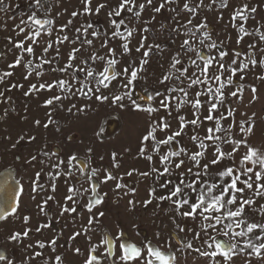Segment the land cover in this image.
<instances>
[{"label": "snow or ice", "instance_id": "1", "mask_svg": "<svg viewBox=\"0 0 264 264\" xmlns=\"http://www.w3.org/2000/svg\"><path fill=\"white\" fill-rule=\"evenodd\" d=\"M262 13L264 0H0V122H27L32 98L46 110L32 128L59 133L60 113L106 106L134 118L136 141L108 163L92 143L21 156L37 135L5 128L0 225L20 227L0 236V264H264V116L248 111L264 87ZM110 192L129 214L151 207L155 243L107 227Z\"/></svg>", "mask_w": 264, "mask_h": 264}, {"label": "rangeland", "instance_id": "2", "mask_svg": "<svg viewBox=\"0 0 264 264\" xmlns=\"http://www.w3.org/2000/svg\"><path fill=\"white\" fill-rule=\"evenodd\" d=\"M78 4V0H65V6L71 11ZM264 15V13H262ZM66 19V17H65ZM210 19H212L210 17ZM227 20V15L225 16ZM213 24L215 23L212 19ZM218 30L222 32V25L217 26ZM223 37V32H222ZM232 45L235 46V36H233ZM17 97L18 110L21 115H23V100L24 98L19 94L14 93ZM261 99L255 104L254 107L248 109L249 113L256 111L258 116H264V87L260 90ZM44 96H41L43 100ZM29 99V119L27 122H22L18 118L14 117L12 120L7 123L0 122V138L5 136V128L11 131L13 136V142L16 138L17 133L23 130H30L33 134L37 135V140L29 145L24 142L18 147L16 153L21 156H27L30 153H34L42 144L47 143L50 147H60L62 151H72L79 149L83 151V147L86 144L92 143L96 149L97 157L99 155L105 156L104 163L109 162V154L113 150L122 151L125 147H131L133 152L136 148V141L134 135L129 134V129L132 127V120L134 118L124 115L123 119H120L122 114L113 111L112 109L107 108L106 106H100L97 111L91 112L87 118H81L80 120L72 119L71 123L65 117V114H59V122L61 125V132L57 133L54 130L53 126H50L48 130L43 129L41 126L38 130L32 128V122L34 119L39 118L44 121L45 109L40 108L38 105L40 101ZM94 107H96L94 105ZM257 136H260L264 132V125H260L257 129ZM71 136L73 139L71 142L66 141V137ZM83 142V143H81ZM6 144L0 142V172H3L6 168L13 166V153L5 154ZM99 164L100 162L97 161ZM131 164L130 160L125 161V168ZM138 166L143 167V164ZM124 169H122L123 171ZM32 174L30 169L26 173H21L25 179V186L27 187V178ZM19 178V175L17 176ZM111 184L109 185V188ZM107 190V189H105ZM144 186H140V191L138 193L137 199L144 198ZM127 199V198H126ZM126 199L120 201L119 204L115 202V197L110 192L109 199L105 205V211L107 213V219L105 221L107 227L113 232L116 231L115 225L117 223L124 229L128 236L135 242H140L141 240H153L155 243L154 233L157 229L164 231L161 221L155 219L151 215V207L147 212L143 209H138L134 213H127L126 208ZM23 207L27 212H31L33 216L32 225L35 226L37 221L42 219L41 217L36 216V210L34 204L29 200L28 196L23 197ZM155 221V222H153ZM133 225H136V230L133 231ZM20 227L19 222L16 225H0V236L3 232L8 229ZM71 231V226L69 227V232ZM68 233H66L67 235ZM49 237L52 233L47 234ZM40 238V237H37ZM81 239V243L87 247V242ZM99 237H94V240H98ZM17 254H20V250H16ZM22 259V255H20ZM83 257L74 256L71 253L67 254V259L65 264H81Z\"/></svg>", "mask_w": 264, "mask_h": 264}]
</instances>
